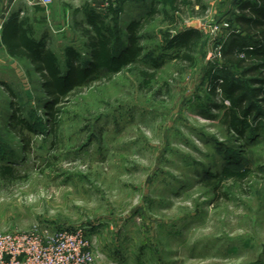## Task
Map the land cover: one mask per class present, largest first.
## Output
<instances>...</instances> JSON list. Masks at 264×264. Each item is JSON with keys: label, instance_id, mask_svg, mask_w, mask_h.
Instances as JSON below:
<instances>
[{"label": "rangeland", "instance_id": "1", "mask_svg": "<svg viewBox=\"0 0 264 264\" xmlns=\"http://www.w3.org/2000/svg\"><path fill=\"white\" fill-rule=\"evenodd\" d=\"M238 1L204 0L203 18L199 7H184L178 29L161 15L143 33L137 66L62 101L57 133L40 76L0 52V165L17 172L0 180V233L84 229L93 264H264V119L245 139L233 133L206 80L207 70L222 67L220 41ZM89 3L122 42L127 25L150 6ZM84 20L71 12L64 30L60 21L48 24L61 62L67 46L87 59L77 26ZM189 28L204 33L196 66L162 61L172 54L163 35ZM152 58L159 69L150 67ZM143 71L156 74L149 85ZM16 113L32 130L17 125ZM227 168L249 173L218 181Z\"/></svg>", "mask_w": 264, "mask_h": 264}, {"label": "trees", "instance_id": "2", "mask_svg": "<svg viewBox=\"0 0 264 264\" xmlns=\"http://www.w3.org/2000/svg\"><path fill=\"white\" fill-rule=\"evenodd\" d=\"M149 1L146 16L127 25L125 42L120 40L119 31L111 26L107 15L93 10L90 4L76 10L75 14L81 13L85 19L77 26L86 39L84 47L87 59L75 46H67L64 61L61 62L50 48L49 34L46 32L36 36L31 21L21 17L18 12L11 14L4 23L1 35L3 46L11 58L27 61L40 76L46 97V113L55 133L60 127V105L63 100L102 79L111 81L142 61L145 53L143 33L161 15H165L178 29L176 14L182 8L199 7L196 14L199 18H203L208 11L204 0ZM114 11L111 9V12ZM232 21L229 35L220 41L222 67L207 70L206 80L211 95L220 97L222 102L214 106L224 111L230 130L245 139L253 132L252 123L264 119V0H239L237 14ZM163 36L165 50L172 54L165 53L162 61H175L189 68L196 66V51L204 39L202 31L189 28ZM149 64L155 70L161 67L159 59H149ZM142 76L149 85L156 74L143 71ZM13 119L17 125L27 123L19 119L17 113ZM16 173L13 168L0 165V180L16 179ZM248 173H236L227 168L217 179L220 182L226 178L240 181Z\"/></svg>", "mask_w": 264, "mask_h": 264}, {"label": "built area", "instance_id": "3", "mask_svg": "<svg viewBox=\"0 0 264 264\" xmlns=\"http://www.w3.org/2000/svg\"><path fill=\"white\" fill-rule=\"evenodd\" d=\"M49 5L52 0H43ZM84 229L0 233V264H93Z\"/></svg>", "mask_w": 264, "mask_h": 264}, {"label": "crops", "instance_id": "4", "mask_svg": "<svg viewBox=\"0 0 264 264\" xmlns=\"http://www.w3.org/2000/svg\"><path fill=\"white\" fill-rule=\"evenodd\" d=\"M42 1L0 0V52L4 56L13 59L8 55L1 38L2 27L11 14L18 12L21 17H27L35 28L36 36L39 37L46 32L49 34L48 24L52 25V21H60V28L58 26L57 28L61 31L69 27L70 24L66 20L70 18L71 12L80 10L85 4H90V0H53L49 5H44Z\"/></svg>", "mask_w": 264, "mask_h": 264}]
</instances>
